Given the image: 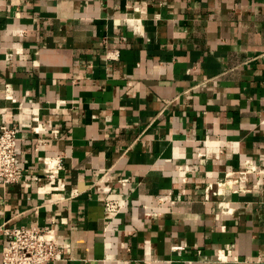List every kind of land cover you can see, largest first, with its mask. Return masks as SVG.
<instances>
[{"label":"crops","instance_id":"1","mask_svg":"<svg viewBox=\"0 0 264 264\" xmlns=\"http://www.w3.org/2000/svg\"><path fill=\"white\" fill-rule=\"evenodd\" d=\"M1 125L0 264L19 227L48 264H264V0H0Z\"/></svg>","mask_w":264,"mask_h":264},{"label":"built area","instance_id":"2","mask_svg":"<svg viewBox=\"0 0 264 264\" xmlns=\"http://www.w3.org/2000/svg\"><path fill=\"white\" fill-rule=\"evenodd\" d=\"M36 133L39 130H34ZM18 130L7 125L0 126V183L17 184L21 180V169L17 157ZM46 171L58 173L61 169L60 159H45ZM124 181L123 184H126ZM212 189L207 187L208 192ZM248 191V190H246ZM174 204V201H172ZM126 200H109L105 208L109 213L117 214L126 207ZM222 206V205H220ZM3 235L6 243L2 251V264H48L55 262L68 245H60L55 231L48 227H19L5 229ZM180 250L181 247H175ZM230 253V252H229Z\"/></svg>","mask_w":264,"mask_h":264}]
</instances>
